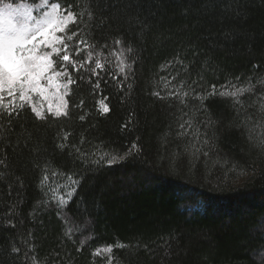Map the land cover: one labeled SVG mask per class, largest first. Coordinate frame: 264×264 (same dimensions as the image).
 <instances>
[{"label":"trees","instance_id":"16d2710c","mask_svg":"<svg viewBox=\"0 0 264 264\" xmlns=\"http://www.w3.org/2000/svg\"><path fill=\"white\" fill-rule=\"evenodd\" d=\"M49 2L79 71L0 109V264H264V0Z\"/></svg>","mask_w":264,"mask_h":264},{"label":"snow or ice","instance_id":"6c2138e0","mask_svg":"<svg viewBox=\"0 0 264 264\" xmlns=\"http://www.w3.org/2000/svg\"><path fill=\"white\" fill-rule=\"evenodd\" d=\"M48 5L49 0H42L40 7H48ZM61 8L60 4L51 3L50 10L36 17L32 15L31 7L23 3L14 6L9 2L0 6V109L8 111L11 104V101L8 104L3 103L5 93L8 97L18 98L24 102L14 105L15 108L24 109L26 104L31 105V93H39L43 96L46 92L45 86L41 83L42 80L47 79V86L57 90L60 88L67 90L70 84L75 83L67 70L63 72L55 70L59 61L63 62L62 67L66 68L70 64L73 70L79 71L76 66L79 61H73L68 54L69 46L65 38L63 35H57V33H64L67 25L70 22L74 23L76 18L71 11H67L65 15ZM71 38V36L67 37L68 40ZM116 43L119 44L120 41ZM44 49H50V51ZM75 52L80 55L81 49L77 47ZM96 67H102L99 61L96 62ZM92 71L95 74V70ZM58 77H67V82L60 83L56 79ZM95 87L99 85L96 84ZM246 90L220 92L219 95L236 96ZM214 95H216L215 92L209 94V97ZM60 99L63 101V96ZM99 109L101 114H107L110 111L103 100L99 102ZM31 111L36 118L45 119L44 113L37 107L32 106ZM49 113L56 118L68 116L67 103L63 102L54 112L50 107ZM80 119L83 120L84 117L81 116ZM116 159V157L112 158L113 161ZM119 159L122 160L124 157ZM105 251L111 252V248ZM94 254H99V250Z\"/></svg>","mask_w":264,"mask_h":264},{"label":"rangeland","instance_id":"374dc122","mask_svg":"<svg viewBox=\"0 0 264 264\" xmlns=\"http://www.w3.org/2000/svg\"><path fill=\"white\" fill-rule=\"evenodd\" d=\"M21 4V3H20ZM25 5H28L32 9V15L39 17L43 15L45 11L50 10V2L48 7H40L42 4V0H40L35 5H29L27 3H23ZM19 5V4H17ZM66 15V12H63ZM57 35H60V33H57ZM45 51H50V49H44ZM60 83H65L61 77L56 78ZM41 83L45 86L46 92L43 96H41L39 93H31L32 102L31 105L38 108V110H41L42 112L46 111L49 112V108L51 107L52 111L54 112L57 107H60L63 102H65L64 94L65 89L60 88L57 90L56 88H50L47 86V79L42 80ZM63 96V101L60 99V97Z\"/></svg>","mask_w":264,"mask_h":264}]
</instances>
